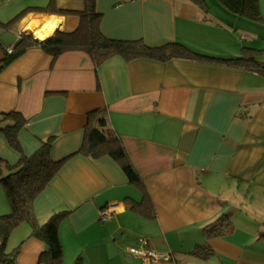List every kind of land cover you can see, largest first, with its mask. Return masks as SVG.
Listing matches in <instances>:
<instances>
[{"label":"crops","instance_id":"obj_1","mask_svg":"<svg viewBox=\"0 0 264 264\" xmlns=\"http://www.w3.org/2000/svg\"><path fill=\"white\" fill-rule=\"evenodd\" d=\"M257 2L258 22L218 0H95L107 39L180 44L250 63L127 62L115 55L96 66L81 51L53 57L26 43L0 72V127L13 122L3 115L24 121L18 148L0 132L2 175L49 139L52 161H63L33 201L38 224L68 212L58 228L63 264H264V0ZM84 7V0H0V62L22 36L40 42L26 29L30 23L55 17V35L72 33ZM97 112L125 161L80 152ZM123 164L138 182H129ZM114 205L123 211L99 221V212ZM9 212L0 186V216ZM45 250L26 223L3 249L17 251L14 264H43ZM201 250L207 256L195 257Z\"/></svg>","mask_w":264,"mask_h":264},{"label":"trees","instance_id":"obj_2","mask_svg":"<svg viewBox=\"0 0 264 264\" xmlns=\"http://www.w3.org/2000/svg\"><path fill=\"white\" fill-rule=\"evenodd\" d=\"M218 1L233 14L244 16L255 22L263 20L259 13L257 0ZM84 4V11L79 14L80 24L75 31L72 33H57L53 38L44 42L34 41L30 34L22 36L13 48V52L4 55L0 62V72L18 58L28 44L40 46L53 57L65 52L81 51L91 57L96 66L115 55L121 56L127 62L137 58L157 60L184 58L230 65L252 62V59L247 60L245 58L230 60L201 56L180 44L149 48L141 41L126 42L107 39L100 32L101 14L96 12L95 0H84ZM26 43L28 44L25 45ZM96 114L98 122L96 126L87 125L80 152L93 159L108 155L118 162L125 161L124 151L121 146H118L117 139L107 127L104 116L101 115V112ZM2 117H12V124L0 127V132L5 136L10 146L18 148L17 134L24 121L15 113L3 115ZM51 142L50 139L42 142L39 150L30 157L22 156L16 167L11 168L8 166L7 169L10 173L6 176L2 175L0 169V186L5 192L10 208L9 214L0 216V264H14L17 251H14L12 255H6L3 249L11 231L22 223L28 224L32 236L42 241L46 247L39 262L43 264H63V251L58 228L68 212L53 214L42 224H38L33 212L34 199L46 188L63 163V161H52L50 157ZM123 171L129 182H138L137 176L129 165L123 164ZM216 232V229L211 230V233ZM194 256L205 258L207 254L201 250L196 251ZM75 264H79V262L77 261Z\"/></svg>","mask_w":264,"mask_h":264},{"label":"bare ground","instance_id":"obj_3","mask_svg":"<svg viewBox=\"0 0 264 264\" xmlns=\"http://www.w3.org/2000/svg\"><path fill=\"white\" fill-rule=\"evenodd\" d=\"M33 37L39 41L52 38L60 29V19L55 17H44L43 21L30 23L27 28Z\"/></svg>","mask_w":264,"mask_h":264},{"label":"built area","instance_id":"obj_4","mask_svg":"<svg viewBox=\"0 0 264 264\" xmlns=\"http://www.w3.org/2000/svg\"><path fill=\"white\" fill-rule=\"evenodd\" d=\"M13 52V49H7L6 50V54H11ZM123 211V206L122 205H114V206H110L108 209H104L102 211L99 212V221L101 222H105L109 219H111V217H113L114 215H118L119 213H121ZM130 253L141 257L143 259H152V260H159V256L149 252H145L142 250H135V249H130ZM165 260H168L169 258H164Z\"/></svg>","mask_w":264,"mask_h":264},{"label":"water","instance_id":"obj_5","mask_svg":"<svg viewBox=\"0 0 264 264\" xmlns=\"http://www.w3.org/2000/svg\"><path fill=\"white\" fill-rule=\"evenodd\" d=\"M53 38V37H52ZM51 39V38H50ZM49 40V39H48ZM39 41V40H38ZM40 42H44V41H40Z\"/></svg>","mask_w":264,"mask_h":264}]
</instances>
